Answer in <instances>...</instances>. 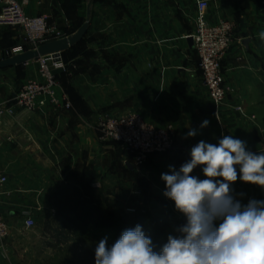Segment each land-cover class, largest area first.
<instances>
[{
    "label": "crops",
    "instance_id": "0c3cea01",
    "mask_svg": "<svg viewBox=\"0 0 264 264\" xmlns=\"http://www.w3.org/2000/svg\"><path fill=\"white\" fill-rule=\"evenodd\" d=\"M190 1L192 9H186V0H28L29 15L49 16L50 25L68 36L86 21L89 27L80 43L61 54L64 61L67 54L74 55L72 90L67 92L71 107H57L54 113L50 105L43 111L18 109L16 116L0 118V160L6 159L0 170L9 176L0 198L3 209L11 208L5 218L12 220L15 209L32 205L37 191L45 202L48 193L60 187L89 188L98 179L104 186L110 184L111 174L106 175L100 159L109 157L111 150L95 131L99 111L141 109L155 125L175 126V147L151 155L139 172L150 178L167 207L175 205L163 195L161 174L168 173L170 165L179 169L200 140L218 144L223 135H232L246 141L247 150L264 152L263 0H221L209 10L211 20L222 17L235 23L236 39L222 64L228 95L219 116L190 43L196 26V6ZM24 39L22 29L0 25V59ZM67 72H58L61 84L69 79ZM204 120L209 125L201 128ZM190 128L197 135L185 138ZM97 169L102 170L98 179ZM193 175L205 178L200 167ZM122 176L120 169V182L126 179ZM232 187L244 194L237 196L242 203L264 200L259 186L237 180ZM18 226L12 225L10 235L0 239V264H41V249L46 254L51 244L40 247L32 259L34 249L25 237L36 232Z\"/></svg>",
    "mask_w": 264,
    "mask_h": 264
},
{
    "label": "clouds",
    "instance_id": "9594fccd",
    "mask_svg": "<svg viewBox=\"0 0 264 264\" xmlns=\"http://www.w3.org/2000/svg\"><path fill=\"white\" fill-rule=\"evenodd\" d=\"M208 125L204 120L200 127ZM196 135L190 128L185 138ZM198 167L204 179L193 175ZM160 178L164 197L186 222L158 249L139 224L110 247L105 237L95 247V264H264V200L242 203L237 196L244 194L232 187L240 180L264 189V152L247 150L246 141L232 135L218 144L200 140L188 161L179 169L170 165Z\"/></svg>",
    "mask_w": 264,
    "mask_h": 264
},
{
    "label": "rangeland",
    "instance_id": "374dc122",
    "mask_svg": "<svg viewBox=\"0 0 264 264\" xmlns=\"http://www.w3.org/2000/svg\"><path fill=\"white\" fill-rule=\"evenodd\" d=\"M185 4L186 9H192L190 0H186ZM194 25H196V19ZM67 55L68 57L65 61L62 56L60 59L63 62V68H53L54 73L58 77L59 71L61 73L68 71V74H66L69 77L68 80H65V78L61 84V79L59 78V92L66 95H68L67 92L72 90L70 77L73 78V75H71V64L74 57L70 53ZM39 75L40 65L36 59L21 66L0 69V108L9 105L13 96L22 89L24 84L31 79L39 78ZM49 107H51L50 112L54 108L52 110L53 113L56 110L55 108H57L54 106ZM43 110L44 108L37 111ZM128 112H138L145 120L154 124L152 120L145 116L141 109H129ZM16 114L17 112L13 116L0 114V118L8 119L16 116ZM98 114H102L101 118L119 115L107 113L106 111H99ZM101 118H98L95 131L99 140L111 150L109 157L104 160L103 158L100 159L102 167L104 168L105 166L106 175L111 174L110 184L107 183L104 186L102 181L99 182L98 178H101L102 170L99 171L97 169L96 179L98 181L94 182L92 186L89 185L92 190L87 188V186H84L83 189L60 187L48 193L50 197L47 198V202H43L44 200L39 196V191H37V200H34L35 202L32 205L21 207V210L15 209V215L17 216L12 217V220L7 219L10 216V206L3 209L2 205L4 204L1 203L0 198V210L4 217H7L10 229L12 225L18 224V227L24 231L31 230L36 232L25 237V241L27 243L31 242L32 250L34 249L32 251V253L34 252L32 259L35 258V254L39 253L40 247L43 248L44 245L51 244L46 254L41 249V264H95V247L101 239L107 237L108 246L110 247L124 230L134 228L137 224L142 226L145 234L152 239L158 249L166 243L169 234H175L174 229L177 226L186 222V218L177 212L175 207H167L164 200L154 192L149 181L150 178L146 174H139L147 161L142 166H138L133 162L130 151L123 144L110 139H100L98 124ZM3 133L7 134L6 132ZM3 133L2 135H4ZM5 160V158L1 159L0 163ZM124 161H128V166L124 164ZM19 162L23 163V158H20ZM120 169L122 175L126 178L122 182L119 180ZM82 177H85V175L83 174ZM85 196H89L90 201H92L98 211L108 213L115 218V223L104 220L99 221L96 218L98 216L96 214H94L95 220L87 223V215L94 212V210L85 206V203L81 204L78 211L74 209V205L80 204ZM127 213L130 216L128 226L122 227V230L117 223L118 218ZM27 216L35 219V225L32 228H25L23 225V221ZM63 223L67 224L63 225ZM20 261L23 262L22 260ZM25 261L26 263L28 262L27 259Z\"/></svg>",
    "mask_w": 264,
    "mask_h": 264
},
{
    "label": "built area",
    "instance_id": "2783aa9c",
    "mask_svg": "<svg viewBox=\"0 0 264 264\" xmlns=\"http://www.w3.org/2000/svg\"><path fill=\"white\" fill-rule=\"evenodd\" d=\"M219 1L221 0H194L196 26L191 35L199 59L198 68L202 81L209 99L216 106L217 116L228 95L222 64L236 39L235 23L232 20L222 17L211 20L209 16L210 8ZM27 4L28 0H0V25L18 27L23 30L25 37L24 45H16L6 50V57L35 49L48 41L68 37L66 33L50 25L49 16L29 15L25 10ZM36 60L40 65L39 78L26 82L13 96L10 104L0 108V114L13 116L18 109L31 112L48 105L71 107L68 95L59 92L60 80L53 71V68H63V62L55 61L51 55L40 56ZM98 126L100 139L123 144L138 166H142L150 155L166 153L175 146L174 125H154L138 112L101 118ZM8 184L9 176L0 170V195L5 192ZM23 225L25 228H32L35 219L27 216ZM10 231V225L0 210V239H6Z\"/></svg>",
    "mask_w": 264,
    "mask_h": 264
},
{
    "label": "water",
    "instance_id": "95a60500",
    "mask_svg": "<svg viewBox=\"0 0 264 264\" xmlns=\"http://www.w3.org/2000/svg\"><path fill=\"white\" fill-rule=\"evenodd\" d=\"M88 27L89 23L86 21L74 34L68 37L48 41L35 49H28L10 57L0 59V69L23 65L44 55H51L55 61H59L63 51L83 39L88 31ZM190 43H193L192 37H190Z\"/></svg>",
    "mask_w": 264,
    "mask_h": 264
},
{
    "label": "trees",
    "instance_id": "16d2710c",
    "mask_svg": "<svg viewBox=\"0 0 264 264\" xmlns=\"http://www.w3.org/2000/svg\"><path fill=\"white\" fill-rule=\"evenodd\" d=\"M83 40V39H82ZM81 40V41H82ZM80 41V42H81ZM80 42H78V43H80ZM78 43H76V44H78ZM19 66H21V65H19ZM61 73V72H60ZM59 75V74H58ZM58 78H60V77H58ZM90 190H92L91 188H89ZM83 203H85V206H87V207H91V209L92 210H94V212H92V213H90V214H88L87 215V218H86V222L88 223V222H92L93 220H95V217H94V214H96V215H98V216H96V218H97V220H99V221H101V220H104V221H106V222H111V223H115V218H113L111 215H109L108 213H104V212H100V211H98L94 206L95 205H93V203H92V201H90V198H89V196H85L83 199H82V201L80 202V204H75L74 205V209L75 210H79L80 209V206H81V204H83ZM83 206V205H82ZM83 212V211H82ZM81 213V212H80ZM129 218H130V216H129V214L127 213V214H125V215H122V216H120L119 218H118V224L120 225V229H122V227H125V226H128V220H129ZM106 219V220H105ZM64 224H67V223H63V225ZM66 226V225H65ZM62 227V226H61ZM123 230V229H122Z\"/></svg>",
    "mask_w": 264,
    "mask_h": 264
}]
</instances>
